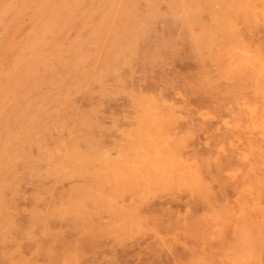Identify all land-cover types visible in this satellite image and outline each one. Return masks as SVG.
Listing matches in <instances>:
<instances>
[{"label":"rangeland","instance_id":"374dc122","mask_svg":"<svg viewBox=\"0 0 264 264\" xmlns=\"http://www.w3.org/2000/svg\"><path fill=\"white\" fill-rule=\"evenodd\" d=\"M0 14V58L65 60L0 104V264H264V0Z\"/></svg>","mask_w":264,"mask_h":264},{"label":"bare ground","instance_id":"6f19581e","mask_svg":"<svg viewBox=\"0 0 264 264\" xmlns=\"http://www.w3.org/2000/svg\"><path fill=\"white\" fill-rule=\"evenodd\" d=\"M17 54L0 58V104H9L12 101L24 104L26 100H29V102H38L43 95L40 91H42L45 86L48 91L59 87L61 81L58 80L57 75L54 77L50 75V78L47 79L48 77H45V74L50 72L52 67H55L56 61L65 63L64 58L61 60L59 55L53 56V54H51L52 56L49 55L50 57L47 58L36 55L30 59L24 60L21 59L22 57L20 55L18 57ZM20 86L24 87L21 88L24 92L13 97L9 91H15L19 89ZM10 153L14 152L10 151ZM1 174L2 172L0 171V183H5L7 180H2L1 178L4 177H1Z\"/></svg>","mask_w":264,"mask_h":264}]
</instances>
